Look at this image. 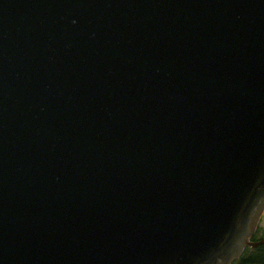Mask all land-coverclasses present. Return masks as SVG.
Instances as JSON below:
<instances>
[{
  "label": "water",
  "instance_id": "water-1",
  "mask_svg": "<svg viewBox=\"0 0 264 264\" xmlns=\"http://www.w3.org/2000/svg\"><path fill=\"white\" fill-rule=\"evenodd\" d=\"M264 210V0H0V264H231Z\"/></svg>",
  "mask_w": 264,
  "mask_h": 264
},
{
  "label": "trees",
  "instance_id": "trees-1",
  "mask_svg": "<svg viewBox=\"0 0 264 264\" xmlns=\"http://www.w3.org/2000/svg\"><path fill=\"white\" fill-rule=\"evenodd\" d=\"M264 237V232L253 236L252 239H260ZM232 264H264V242L256 247H247L243 254Z\"/></svg>",
  "mask_w": 264,
  "mask_h": 264
},
{
  "label": "rangeland",
  "instance_id": "rangeland-1",
  "mask_svg": "<svg viewBox=\"0 0 264 264\" xmlns=\"http://www.w3.org/2000/svg\"><path fill=\"white\" fill-rule=\"evenodd\" d=\"M259 227H260V233L264 231V211L261 215L260 221H259Z\"/></svg>",
  "mask_w": 264,
  "mask_h": 264
}]
</instances>
